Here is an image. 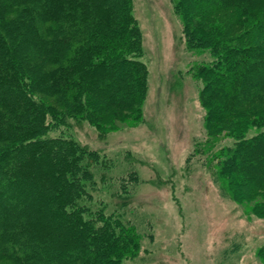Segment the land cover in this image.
<instances>
[{
	"label": "trees",
	"instance_id": "obj_1",
	"mask_svg": "<svg viewBox=\"0 0 264 264\" xmlns=\"http://www.w3.org/2000/svg\"><path fill=\"white\" fill-rule=\"evenodd\" d=\"M174 9L187 51L209 55L191 70L204 84L198 151L224 196L238 205L262 198L251 212L264 219V105L252 106L264 96V0H174ZM141 56L132 0H0V264L137 258L143 237L125 219L129 201L93 207L112 167L95 174L105 166L99 151L49 134L69 120L101 132L109 119L142 123ZM40 95L57 96L58 109Z\"/></svg>",
	"mask_w": 264,
	"mask_h": 264
},
{
	"label": "rangeland",
	"instance_id": "obj_2",
	"mask_svg": "<svg viewBox=\"0 0 264 264\" xmlns=\"http://www.w3.org/2000/svg\"><path fill=\"white\" fill-rule=\"evenodd\" d=\"M232 14L220 12L216 21ZM132 16L147 72L143 122L109 119L114 126L101 132L87 121L69 120L68 127L49 136L63 135L99 151L105 166L94 167L97 175L112 167L91 195L107 212L115 210L116 195L129 201L125 219L143 239L137 258L124 264H264L259 256L264 219L251 212L262 198L238 205L224 196L206 155L198 151L206 136L200 101L204 84L191 70L209 55L187 51L174 0H132ZM40 96L46 106L58 109L57 96ZM260 100L252 106L264 105V96ZM129 172L136 181L131 182Z\"/></svg>",
	"mask_w": 264,
	"mask_h": 264
}]
</instances>
